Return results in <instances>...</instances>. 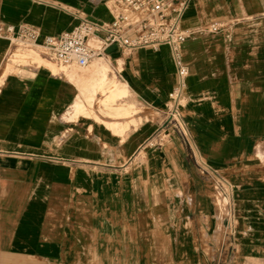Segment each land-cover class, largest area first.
<instances>
[{
    "label": "crops",
    "instance_id": "1",
    "mask_svg": "<svg viewBox=\"0 0 264 264\" xmlns=\"http://www.w3.org/2000/svg\"><path fill=\"white\" fill-rule=\"evenodd\" d=\"M110 2L0 0V24L43 44L82 19L110 22ZM181 27L189 143L159 136L178 84L170 47H109L128 96L104 107L120 118L64 120L86 109L75 71L8 68L0 38V264H264V0H191Z\"/></svg>",
    "mask_w": 264,
    "mask_h": 264
},
{
    "label": "built area",
    "instance_id": "2",
    "mask_svg": "<svg viewBox=\"0 0 264 264\" xmlns=\"http://www.w3.org/2000/svg\"><path fill=\"white\" fill-rule=\"evenodd\" d=\"M190 1L111 0L110 11L113 19L110 22L99 24L82 19L71 31L58 36H47L43 44H38L37 30L31 26L0 24V38L7 39L14 51L20 48L42 50L46 59L65 68L87 67L95 59L106 57V50L111 46H117L123 55L128 56L136 50H157L168 45L175 55L178 84L170 94V103L167 106L169 119L159 135L160 141L174 132L189 143V132L180 110L186 97L185 79L189 70L179 57V47L191 38V32L181 27ZM223 28L224 25L217 22L207 25L212 33L221 32ZM199 168L202 175H208L205 167ZM218 196H222L220 190ZM220 210L218 207L220 216L225 217Z\"/></svg>",
    "mask_w": 264,
    "mask_h": 264
},
{
    "label": "rangeland",
    "instance_id": "3",
    "mask_svg": "<svg viewBox=\"0 0 264 264\" xmlns=\"http://www.w3.org/2000/svg\"><path fill=\"white\" fill-rule=\"evenodd\" d=\"M111 6V2L109 3ZM169 47L168 45H164ZM171 49V48H170ZM145 51H153L156 52L159 49L155 50L152 48H146L143 49ZM39 60H43L42 63ZM104 64L107 68V74H109L111 77L114 76V68L111 67V65L106 62L104 59H95L93 62H91L87 67L81 68L78 66H72V67H60L54 62H51L50 60L46 59L44 53L42 50L38 49H27V48H20L13 52L12 55L9 56V62H7V67L12 68L9 65H33L37 66L39 68L42 67H51L57 71V74H62L66 70H74L75 72H71L75 74V76L80 80L77 89H79L80 95L78 96V99H81L83 105L86 107L79 109V115H74L72 117L66 118L64 117V120H77L80 117L83 116H93L96 119L97 115L94 113V109L98 110L102 115L110 116L113 118H120L112 114L111 110H107L104 107L106 104H109L110 106L117 107L119 105H125L124 103L127 101L124 99V97L128 96V92H125V89H121V87H118V85L114 82H117L115 78L113 77L110 81L105 82L102 85H99V82H97V72H95V68L97 66H101ZM110 72V73H109ZM56 73V72H55ZM3 76L7 75V72L2 73ZM2 80H0L1 83ZM185 94H187V90H184ZM125 93V94H122ZM120 94V95H118ZM107 102V103H106ZM170 103V99H169ZM87 105L89 106L91 112L90 115H87ZM184 105V102L182 103V106ZM181 106V107H182ZM71 109H68L67 112H69ZM111 111V112H110ZM130 115V114H129ZM128 115V116H129ZM127 117V116H125ZM99 120V119H98ZM110 127L113 129V125H110ZM225 189L228 190L227 185H224ZM214 201L217 204L218 207L223 211V213L226 216H229V201L228 199H223V196H216L214 197ZM220 210V211H221ZM222 223V222H221ZM227 225V224H226ZM227 227V226H226ZM205 239L210 240L211 238L205 237Z\"/></svg>",
    "mask_w": 264,
    "mask_h": 264
},
{
    "label": "bare ground",
    "instance_id": "4",
    "mask_svg": "<svg viewBox=\"0 0 264 264\" xmlns=\"http://www.w3.org/2000/svg\"><path fill=\"white\" fill-rule=\"evenodd\" d=\"M104 58H105V56L98 58V59H104ZM106 70H107V68L104 64H102V66L97 68V72H100V74L103 76V78L101 80V84H104L105 82L110 81V79L108 78V74L106 73L107 72ZM122 94H125V93H122ZM118 95H120V94H118Z\"/></svg>",
    "mask_w": 264,
    "mask_h": 264
}]
</instances>
